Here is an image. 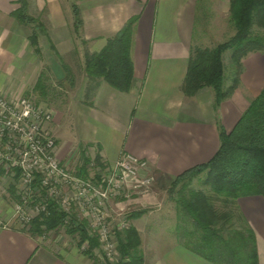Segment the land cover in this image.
Masks as SVG:
<instances>
[{"label":"crops","instance_id":"0c3cea01","mask_svg":"<svg viewBox=\"0 0 264 264\" xmlns=\"http://www.w3.org/2000/svg\"><path fill=\"white\" fill-rule=\"evenodd\" d=\"M26 1L28 15L41 27V53L31 43L32 26L14 16L21 7L19 0H0V95L14 99L24 94L33 100L44 72L49 70L54 77L53 65L58 62L53 55L63 61L72 75L59 71L63 86L70 89L62 106L69 111L77 138L63 141L54 132L65 114L56 112L47 124L62 165L70 169L78 153L99 157L105 167L124 154L147 161L156 177L152 188L109 203L107 214L116 238L124 225L134 226L141 236L144 264H213L178 242L177 209L168 181L209 162L220 148L221 127L231 132L264 88V51H252L242 59L240 86L218 108L212 88L195 96L184 92L193 50L213 49L235 36L231 0ZM129 22H134V79L131 90L122 92L86 75L85 54L102 52ZM2 196L7 201L14 197L11 191L0 195V219L6 221L3 216L10 208ZM167 203L171 214L163 216ZM123 204L132 213H146L125 224L120 217L117 222L114 207ZM236 208L237 228L253 230L259 264H264V198H240ZM53 232L32 235L26 227L4 228L0 223V264H94L92 256L67 248Z\"/></svg>","mask_w":264,"mask_h":264},{"label":"trees","instance_id":"16d2710c","mask_svg":"<svg viewBox=\"0 0 264 264\" xmlns=\"http://www.w3.org/2000/svg\"><path fill=\"white\" fill-rule=\"evenodd\" d=\"M20 9L14 16L33 28L31 43L37 53L41 27L35 18L28 15L27 1L19 0ZM231 21L236 34L213 49H194L189 64L184 92L195 96L204 88L216 93V107L231 98L240 86L242 59L252 51H264V35L254 32L255 26L264 28V0H231ZM133 23L129 22L115 37L109 39L105 49L98 54H85V72L89 78L103 79L113 88L129 92L134 79L131 58ZM230 52L234 65L231 84L226 87L223 56ZM43 77L36 88L43 89ZM221 145L215 156L207 163L185 171L172 182L170 198L177 209L175 236L178 242L198 256L213 264H259L256 237L250 227L232 226L236 218V204L240 198L261 196L264 198V88L242 115L231 132L221 127ZM97 165L105 167L99 157ZM87 162L90 160L87 159ZM204 190H191L190 181L203 175ZM89 178L87 168L77 174ZM181 185V188L179 187ZM11 192L15 200L14 188ZM219 204V206H218ZM49 213L40 214L26 226L32 235H40L58 227H66L71 235L80 237V247L88 243L87 255L101 246L99 237L91 234L89 223L76 220L49 204ZM146 212H134L133 220ZM224 225V226H223ZM232 226L231 229H224ZM224 227V228H222ZM119 233V264H144L141 251L142 240L137 229L129 225Z\"/></svg>","mask_w":264,"mask_h":264},{"label":"built area","instance_id":"2783aa9c","mask_svg":"<svg viewBox=\"0 0 264 264\" xmlns=\"http://www.w3.org/2000/svg\"><path fill=\"white\" fill-rule=\"evenodd\" d=\"M53 119L52 111L30 97L0 95V185L6 194L14 188L18 198H10L11 221L27 226L36 216L49 213L50 203L68 215L76 209L87 216L91 234L99 237L104 257L111 261L118 244L107 214L109 203L129 196L128 191L148 192L155 181L152 169L147 161L124 154L100 178L79 177L57 158L56 138L47 129Z\"/></svg>","mask_w":264,"mask_h":264},{"label":"rangeland","instance_id":"374dc122","mask_svg":"<svg viewBox=\"0 0 264 264\" xmlns=\"http://www.w3.org/2000/svg\"><path fill=\"white\" fill-rule=\"evenodd\" d=\"M254 28H255L254 32H256L257 34H259V33L260 34H264V28L263 27L260 28V26H255ZM229 53L230 52H228L226 54V56L224 57L225 75H226L225 85H227V86L229 84H231L232 73H233L234 67H235L234 65H232V63H230L231 62L230 61V57L228 56ZM52 58L55 61L58 62L56 65H53L54 72L53 71L52 72H53L54 77H52V75L49 73V70H48V72H44L45 73L44 80H43L44 81V87H43V89L39 90L40 92H37L38 93V97L36 95H34L32 97H33L34 101H37V103L38 102H42L41 106L45 110L52 111L54 116H55L56 112L66 115L63 123L58 125V127L54 128V132H57V134L61 138H63L62 139L63 141H72V142H74V140H75L74 137L75 138H77V137L72 135L71 123L73 125V121L70 120L71 118L69 116V111L65 110V108H63L64 106H62L63 102H67V98L66 97L70 96V94L67 95V93L65 91H68L70 89L67 88V87H69L68 85H66V86L64 85L63 86V81H60L62 79V77H60L59 71L63 70L64 74L67 75V76L72 75V73L70 71V68H67V66L63 63V61H60L54 55H53ZM22 95H24V94H22ZM250 105H249V107H250ZM86 155H87L86 153H84L83 156L78 153L76 158L73 160L72 166L69 169V171L78 174L80 172V169H81V168L80 169L78 168L79 165H80L81 167L83 166L85 169L87 168L89 178H94V177L95 178H100L101 176H103L104 174L107 173V171H108L107 168H109V167H104L103 168V167L98 166L97 163H96L97 160L91 159V158H93V157H91V155H88L89 157L87 158ZM87 159L90 160V162H87ZM153 174H154V172H153ZM154 177H155V174H154ZM204 179H205L204 174L195 177L194 179H192V181H190V185H189L190 187L189 188L191 190H197V191L204 190L206 192H210L209 188H206V187L203 186ZM155 181H156V177H155ZM155 181H154L153 184H155ZM168 182H170V183H168V185L170 184V187H168L169 188L168 190L170 192V189H172L171 188V186H172L171 184H172V182H174V180H171V181H168ZM153 184H152V186H153ZM2 186L3 187H7L5 184H2ZM152 186H151V188H152ZM179 187L181 188V185ZM10 189L11 188H8L9 191H10ZM0 190H1V185H0ZM6 190L7 189H5V191L1 190L0 195L1 194H6ZM127 194H129V196H132L133 193L131 194V192L129 193V191H128ZM3 198H1V199L5 201V204L7 206L9 205L8 208H10V209H8V210L6 209L5 210V212H7V214L5 216H3L5 214V212L1 213V215L7 220L4 221L3 218H2V219H0V223H3V225L5 223H9L10 224V228L11 227H13V228L26 227V226L21 225L20 223L16 222L15 220L11 221L12 216H13V211L11 209L12 207H11L10 202H9L10 199H9V201H7L8 199L6 197H3ZM218 206H219V204H218ZM167 207H168V203H167ZM168 209H170V207H168L165 210V212L162 214L163 216L169 215V213L171 214L170 210H168ZM76 211L77 210L74 209V215H68L67 214L68 218L70 220H72V217H75L76 220L86 221L88 223L87 216H85L84 213H82L81 211H78V212H76ZM114 212H115L114 215L116 217V218L115 217L114 218L116 219L117 222L119 221V217L123 218V223L124 222L127 223L128 221L130 222L129 216L132 214V212H131V209L129 210V208L127 206H124V204L121 207H118V206H116V208L114 207ZM230 220L232 222V226H236L237 227V225H238V227H240V225H239L240 222H237V220H235V218L234 219H230ZM176 225H177V223H176ZM124 226L126 227V225H124ZM232 226H225V228L224 227H222V228L231 229ZM175 228H174V230H175ZM52 236H55V238L58 239L59 241H61L60 243H62L63 245H66L67 248H69V249H75V248L76 249H80L81 253H86L87 254V251L89 249L88 243H85L82 247H80L79 246L80 245V237L78 235L75 236V235H71L70 233H68L66 227H58V228L54 229V232L52 233ZM150 236H151V232L149 230L147 232V237H150ZM114 241L119 246V239L115 238ZM145 241H146L145 242L146 244L149 243L148 239H146V238H145ZM92 260L94 261V264H119L120 261H121V254H120L119 248H117V253H116L114 259H112L111 261L107 260L104 257V254H103V251H102V247L99 246L98 248L94 249V252L92 254Z\"/></svg>","mask_w":264,"mask_h":264}]
</instances>
